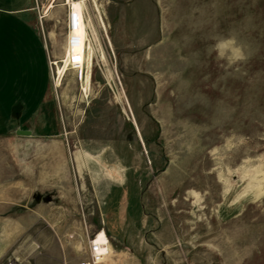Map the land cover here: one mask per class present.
Returning a JSON list of instances; mask_svg holds the SVG:
<instances>
[{
    "label": "rangeland",
    "instance_id": "rangeland-1",
    "mask_svg": "<svg viewBox=\"0 0 264 264\" xmlns=\"http://www.w3.org/2000/svg\"><path fill=\"white\" fill-rule=\"evenodd\" d=\"M31 2L50 83L0 137V264L100 231L114 264H264V0H85V58L67 1Z\"/></svg>",
    "mask_w": 264,
    "mask_h": 264
},
{
    "label": "crops",
    "instance_id": "crops-1",
    "mask_svg": "<svg viewBox=\"0 0 264 264\" xmlns=\"http://www.w3.org/2000/svg\"><path fill=\"white\" fill-rule=\"evenodd\" d=\"M30 3L31 0L0 3V137L7 136L14 126L16 132L31 131L23 125L37 123L47 99L50 62L46 43L29 15ZM6 254L7 251L0 249V260ZM15 254L12 253L13 257ZM111 259L112 263H104L114 264L113 256ZM46 264L70 263L58 256Z\"/></svg>",
    "mask_w": 264,
    "mask_h": 264
},
{
    "label": "bare ground",
    "instance_id": "bare-ground-1",
    "mask_svg": "<svg viewBox=\"0 0 264 264\" xmlns=\"http://www.w3.org/2000/svg\"><path fill=\"white\" fill-rule=\"evenodd\" d=\"M66 1H67L66 3L69 6V11H70L69 15H68L69 25H70V27L73 26L77 32V36H78L79 41H80V43L83 47V50H84L83 58H85L86 53H88L90 55L93 52L92 43H91L90 37L88 36V32H87V26H88L89 22L87 23V19H86L85 14H84L85 0H66ZM91 1L93 3L94 10H98V4H97L96 0H91ZM51 7H52V5H51ZM99 17L97 19L99 20L98 22H99L100 26L105 27V24H104L101 16H99ZM102 29H104V28H102ZM53 63H55V62L52 60L51 64H53ZM71 64H72L71 43H68L65 47V56L63 58L62 68L60 66H57L58 73H62V72L65 73L70 68ZM85 70L86 69L84 67L83 76L81 78V82H82L81 89L83 92L86 91V86L84 85V81L86 82L88 79V75H87V72H85ZM94 239L97 242V244L99 245L97 250L103 254L102 258L99 260L98 263L101 264L104 261L107 263H112L111 257L113 256V250L111 249V246L109 245V241L105 235V232L104 231L98 232ZM84 260H85V258H84Z\"/></svg>",
    "mask_w": 264,
    "mask_h": 264
},
{
    "label": "built area",
    "instance_id": "built-area-1",
    "mask_svg": "<svg viewBox=\"0 0 264 264\" xmlns=\"http://www.w3.org/2000/svg\"><path fill=\"white\" fill-rule=\"evenodd\" d=\"M98 246L99 245L97 244L95 239H92L89 242L88 255L85 258V260L81 259V261H78V262L76 261V262H73V263H70V264H99L98 262L102 258L103 254L100 251L97 250ZM6 264H14V263H13V261H9Z\"/></svg>",
    "mask_w": 264,
    "mask_h": 264
},
{
    "label": "water",
    "instance_id": "water-1",
    "mask_svg": "<svg viewBox=\"0 0 264 264\" xmlns=\"http://www.w3.org/2000/svg\"><path fill=\"white\" fill-rule=\"evenodd\" d=\"M17 133L29 135V134H31V131H29V130H17Z\"/></svg>",
    "mask_w": 264,
    "mask_h": 264
}]
</instances>
